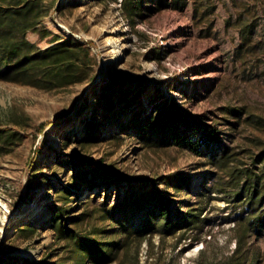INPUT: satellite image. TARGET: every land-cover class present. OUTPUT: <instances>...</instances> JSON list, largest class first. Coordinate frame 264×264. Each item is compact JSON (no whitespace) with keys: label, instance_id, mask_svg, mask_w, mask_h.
<instances>
[{"label":"rangeland","instance_id":"obj_1","mask_svg":"<svg viewBox=\"0 0 264 264\" xmlns=\"http://www.w3.org/2000/svg\"><path fill=\"white\" fill-rule=\"evenodd\" d=\"M124 3L44 0L52 35L28 38L88 48L83 81L0 79V264H264L246 182L264 195V0ZM202 125L220 141L172 142Z\"/></svg>","mask_w":264,"mask_h":264},{"label":"trees","instance_id":"obj_2","mask_svg":"<svg viewBox=\"0 0 264 264\" xmlns=\"http://www.w3.org/2000/svg\"><path fill=\"white\" fill-rule=\"evenodd\" d=\"M43 2L44 0H0V79L31 84L47 90L65 88L85 79L91 52L81 44L60 39L57 35L52 36L47 48L39 47L28 38L30 31L37 33L41 39L52 35L43 25L48 14ZM124 6L128 14L133 15L141 10L142 0H125ZM167 111L169 118H172L171 122L189 123V115L178 111L176 104L169 103ZM51 123V120L40 123L36 126L37 132L44 131ZM200 129L202 141L194 139V134L198 132L192 130L176 131L171 140L174 144L187 147L196 153H199L202 143L208 147L211 143L220 141V132L216 128L202 125ZM251 181V176L246 175V182L250 184L247 203L251 208L252 225L256 233L263 234L264 195L261 194L259 185L251 184ZM161 211L165 217L169 215L163 204ZM55 217V227L62 231L65 228L63 210ZM238 252L237 250L232 256L235 262L230 264H241Z\"/></svg>","mask_w":264,"mask_h":264},{"label":"bare ground","instance_id":"obj_3","mask_svg":"<svg viewBox=\"0 0 264 264\" xmlns=\"http://www.w3.org/2000/svg\"><path fill=\"white\" fill-rule=\"evenodd\" d=\"M116 40L117 39H111L109 42H108V44H109V46L111 47V46H114V43L116 42ZM121 55V51H120V49H116V50H114V54H112V57L110 58V61H115V60H117V57L118 56H120Z\"/></svg>","mask_w":264,"mask_h":264}]
</instances>
